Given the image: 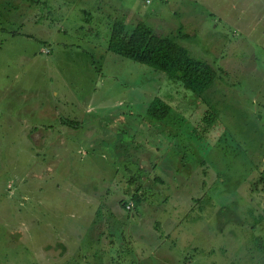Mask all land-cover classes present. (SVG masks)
Returning <instances> with one entry per match:
<instances>
[{"label": "rangeland", "instance_id": "1", "mask_svg": "<svg viewBox=\"0 0 264 264\" xmlns=\"http://www.w3.org/2000/svg\"><path fill=\"white\" fill-rule=\"evenodd\" d=\"M118 20L216 83L110 52ZM90 233L102 264H264V0H0V264L92 263Z\"/></svg>", "mask_w": 264, "mask_h": 264}, {"label": "trees", "instance_id": "2", "mask_svg": "<svg viewBox=\"0 0 264 264\" xmlns=\"http://www.w3.org/2000/svg\"><path fill=\"white\" fill-rule=\"evenodd\" d=\"M108 49L121 57L167 74L169 78L180 81L186 89L197 95L209 91L218 79V73L213 66L194 59L189 50L174 38L160 35L143 22L129 31L124 21H116L112 27ZM170 112L171 107L160 99H156L149 109L150 117L157 121L166 119ZM202 121L208 128H214L219 121L217 111L207 110ZM65 124L77 126L72 121ZM132 201L139 203L140 198L135 195ZM121 206L126 210L128 203L123 201Z\"/></svg>", "mask_w": 264, "mask_h": 264}, {"label": "crops", "instance_id": "3", "mask_svg": "<svg viewBox=\"0 0 264 264\" xmlns=\"http://www.w3.org/2000/svg\"><path fill=\"white\" fill-rule=\"evenodd\" d=\"M91 236H93L92 233L89 234V239H90V240H91ZM120 239H121V240H120ZM120 239H119V240H120V244H121L123 241H124L123 244H126L124 235L121 236ZM106 240H107V239H105V241H106ZM87 244H88V246H89L90 248L93 247V240L89 241V243H87ZM91 244H92V246H91ZM96 244H97V248H98V249H96V247H95ZM96 244L94 245V247H95L94 249L91 248V252H92V255H91L92 261H91V262H92V263H89V264H102V263H100L102 259H103L102 262H104V259H107V258H109V257H110V258H114L113 256H109L110 252H109V254H108V251L106 252V251L104 250V245H106V247L108 246L107 243H104V242L101 243L100 241H96ZM101 244H102V245H101ZM123 244H122V245H123ZM88 246H87V247H88ZM101 247L103 248L104 253H105V254L102 255V256H101V254L98 255V252H100V251L102 250ZM120 249H121V247H120ZM161 251H162V250L159 251V249H158V253H157V254L154 253V254H152L151 256L149 255V257H146V258H145V262H146V264H160V262H161L162 259L159 258V259H156V260H155V259L153 258V255H155V257H158V255H159V253H160ZM117 252H118V251H117ZM119 254H120V261H119V263L121 264V262H122V260H121V259H122V255H121L122 253H121V251H119ZM104 256H105V257H104ZM84 258H85L84 261L87 260L86 257H84ZM167 260H168V259H167ZM168 261H169V260H168ZM168 261H165V260H164L165 264H167ZM119 263H118V264H119ZM105 264H106V263H105ZM107 264H109V262H108Z\"/></svg>", "mask_w": 264, "mask_h": 264}, {"label": "built area", "instance_id": "4", "mask_svg": "<svg viewBox=\"0 0 264 264\" xmlns=\"http://www.w3.org/2000/svg\"><path fill=\"white\" fill-rule=\"evenodd\" d=\"M149 2H150V1H149ZM132 208H133V204H129V205L127 206V210H128V211H131Z\"/></svg>", "mask_w": 264, "mask_h": 264}]
</instances>
